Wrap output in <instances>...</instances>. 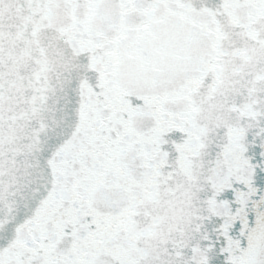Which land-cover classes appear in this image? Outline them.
<instances>
[{"label": "snow or ice", "instance_id": "6c2138e0", "mask_svg": "<svg viewBox=\"0 0 264 264\" xmlns=\"http://www.w3.org/2000/svg\"><path fill=\"white\" fill-rule=\"evenodd\" d=\"M0 264H264V0H0Z\"/></svg>", "mask_w": 264, "mask_h": 264}]
</instances>
